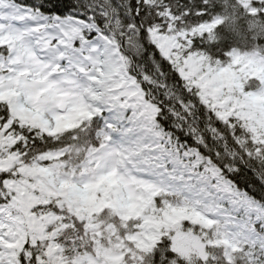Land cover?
Instances as JSON below:
<instances>
[{"label":"snow or ice","instance_id":"obj_1","mask_svg":"<svg viewBox=\"0 0 264 264\" xmlns=\"http://www.w3.org/2000/svg\"><path fill=\"white\" fill-rule=\"evenodd\" d=\"M0 264H264V0H0Z\"/></svg>","mask_w":264,"mask_h":264}]
</instances>
